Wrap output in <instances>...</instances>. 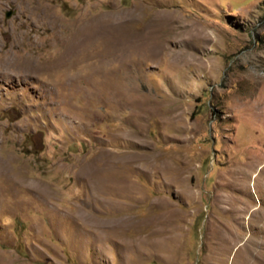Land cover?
Returning <instances> with one entry per match:
<instances>
[{
    "label": "rangeland",
    "instance_id": "374dc122",
    "mask_svg": "<svg viewBox=\"0 0 264 264\" xmlns=\"http://www.w3.org/2000/svg\"><path fill=\"white\" fill-rule=\"evenodd\" d=\"M0 264H264V0H0Z\"/></svg>",
    "mask_w": 264,
    "mask_h": 264
},
{
    "label": "water",
    "instance_id": "95a60500",
    "mask_svg": "<svg viewBox=\"0 0 264 264\" xmlns=\"http://www.w3.org/2000/svg\"><path fill=\"white\" fill-rule=\"evenodd\" d=\"M12 16V13H8L7 17L10 18Z\"/></svg>",
    "mask_w": 264,
    "mask_h": 264
},
{
    "label": "bare ground",
    "instance_id": "6f19581e",
    "mask_svg": "<svg viewBox=\"0 0 264 264\" xmlns=\"http://www.w3.org/2000/svg\"><path fill=\"white\" fill-rule=\"evenodd\" d=\"M76 44H78V43H76ZM69 53V52H68ZM67 57V56H66ZM6 174V173H5Z\"/></svg>",
    "mask_w": 264,
    "mask_h": 264
}]
</instances>
